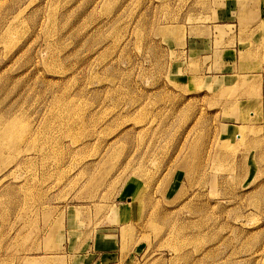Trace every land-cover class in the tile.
<instances>
[{
    "label": "rangeland",
    "instance_id": "obj_1",
    "mask_svg": "<svg viewBox=\"0 0 264 264\" xmlns=\"http://www.w3.org/2000/svg\"><path fill=\"white\" fill-rule=\"evenodd\" d=\"M260 5L0 0V264H264Z\"/></svg>",
    "mask_w": 264,
    "mask_h": 264
},
{
    "label": "crops",
    "instance_id": "obj_2",
    "mask_svg": "<svg viewBox=\"0 0 264 264\" xmlns=\"http://www.w3.org/2000/svg\"><path fill=\"white\" fill-rule=\"evenodd\" d=\"M258 1V0H257ZM261 1V5L259 6V8L257 9V10H253L252 12H250L249 14L250 15H256L257 13L259 14V16H260V21L258 22V24L259 25H261V31H259V30H249V31H247V32H245V34L242 36V37H244V38H247V39H256V40H258V42H257V44H256V42H248V49H249V51H247V50H245V51H243L244 53H250V51H255L256 52V50L258 51V52H261V57H262V55L264 54V30H262V27H263V25H264V0H260ZM236 3V2H235ZM247 13H248V11H247ZM253 15V16H254ZM236 34V33H235ZM233 35H234V33H233ZM237 37H239L238 35H236V38ZM200 38V37H199ZM202 38V37H201ZM200 38V39H201ZM226 38H231V34L230 33H228V35L226 36ZM201 45H202V47H204L205 46V44H203V43H201ZM255 45V47H253ZM251 47H253V48H251ZM250 48L251 49H253V50H250ZM233 50H235V49H233ZM240 50V49H239ZM252 53V52H251ZM256 54V53H255ZM258 54H260V53H258ZM208 56H210V55H208ZM203 57H205V56H203ZM244 63H245V61H243ZM232 64H234L233 62H231ZM231 63H229V62H227V64H229V65H227V66H225V67H223V69H231V70H233V66H232V64ZM257 62L255 61L254 62V65L256 64ZM259 63V62H258ZM253 66V65H252ZM254 67V66H253ZM246 68H248V67H246ZM258 69L259 70H261V72H262V70H264V63H261V65H259L258 66ZM228 76H231V74H228ZM263 73H261V80L263 79ZM261 114H264V111L263 112H261Z\"/></svg>",
    "mask_w": 264,
    "mask_h": 264
},
{
    "label": "bare ground",
    "instance_id": "obj_3",
    "mask_svg": "<svg viewBox=\"0 0 264 264\" xmlns=\"http://www.w3.org/2000/svg\"><path fill=\"white\" fill-rule=\"evenodd\" d=\"M63 112V111H62Z\"/></svg>",
    "mask_w": 264,
    "mask_h": 264
}]
</instances>
